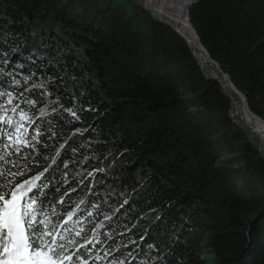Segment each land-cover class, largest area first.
<instances>
[{"label":"trees","instance_id":"obj_1","mask_svg":"<svg viewBox=\"0 0 264 264\" xmlns=\"http://www.w3.org/2000/svg\"><path fill=\"white\" fill-rule=\"evenodd\" d=\"M188 8L198 41L245 95L251 113L264 120V0H197ZM0 13V29L8 24L9 34L14 31L0 37L10 63L51 76L56 87L49 84V91L65 107L74 94L73 103L83 109L79 120L67 113L57 118V137L47 151L67 141L61 158L67 157L63 171L72 186L80 179L75 173L103 169L84 183L106 191L108 169L121 159L109 189L116 184L131 193L139 188L138 176H152L151 193L133 201L139 212L161 211L164 227H154L146 243L157 245L166 264H264V159L230 118L221 84L205 77L175 31L133 0H0ZM47 22L91 64L106 61L114 68V81L98 69L104 96L86 83L77 57L64 52L59 67L49 61L55 44L45 43L48 32L31 36ZM64 71L83 85L64 82ZM110 152L113 158H106ZM120 199L112 205L119 207Z\"/></svg>","mask_w":264,"mask_h":264},{"label":"snow or ice","instance_id":"obj_2","mask_svg":"<svg viewBox=\"0 0 264 264\" xmlns=\"http://www.w3.org/2000/svg\"><path fill=\"white\" fill-rule=\"evenodd\" d=\"M24 69L0 58V264H166L157 245L141 248L127 236L131 229L116 215L127 200L114 207L107 198L88 199L96 194L84 181L103 169L75 173L80 179L72 186L63 171L67 157L61 158L67 141L47 154L57 118L67 113L79 120L83 109L76 108L74 94L65 107L49 91V84L56 87L51 76Z\"/></svg>","mask_w":264,"mask_h":264},{"label":"rangeland","instance_id":"obj_3","mask_svg":"<svg viewBox=\"0 0 264 264\" xmlns=\"http://www.w3.org/2000/svg\"><path fill=\"white\" fill-rule=\"evenodd\" d=\"M145 6H147V8H149L153 13H155V11L153 9H151V7L147 4H150L151 0H148V3H145L144 1L147 0H141ZM9 7L11 8H15L14 5L10 4ZM156 15V13H155ZM2 14L0 13V18H1ZM23 16V13H20V17L21 18ZM191 25V24H190ZM5 29H0V37L4 38V40H6V38H11L14 36L13 32H10V30H8V24L5 25ZM54 27V28H53ZM45 30L48 32V35H46V39L48 41H46V44H50L51 40L54 42V49H51V47H49V45H47L49 47V54L51 53L52 56L48 55L47 57L49 58V61L55 63L56 66H60L63 62V55L64 52H66V54H72L74 57H77L78 61L83 63L85 66V70L87 71H92L94 69L95 75L90 74V72H85L84 73V78L87 84H89L90 86L93 85L98 91L101 92L100 90V86L99 83L100 81H98V79L100 78V74H98V69L100 70H107L108 72V77L110 76V74L113 76L111 78L112 81L115 80V77L117 76L114 72V68L110 65L109 62L106 61H100V62H95L96 64L99 65V67L97 68V66H94V64H91L90 60L87 59V56L85 54V52H83L82 50L77 49L75 46L73 45H66V41H68V36L65 37L63 34L60 32V29L54 25L52 22H47L44 25L39 24L32 32L31 36L36 37L37 33H39L41 30ZM51 30H53L55 32L54 35L51 34ZM9 31V32H8ZM12 31V29H11ZM26 32V31H25ZM50 35V37H49ZM16 46H19L18 44H16ZM53 48V47H52ZM0 49H4L3 43L0 42ZM65 49V50H64ZM3 53H6L7 51H1ZM56 55L58 58H60L59 61H56L55 59H53V56ZM67 57H69V55H67ZM1 58H6V57H1ZM196 60V59H195ZM197 62V61H196ZM198 64V63H197ZM217 65V64H216ZM199 66V65H198ZM218 66V65H217ZM200 67V66H199ZM219 67V66H218ZM201 69V68H200ZM65 72V71H64ZM65 76L67 79H65L64 82H70L71 84H75V85H83L81 79H75L74 76H72L71 74H69L68 72H65V74L63 75ZM76 87V86H75ZM101 96H104V94L101 92ZM251 110V109H250ZM96 122V120L94 121ZM96 126V124H95ZM95 126H93L91 129V135L94 134L95 135V131L94 128H96ZM241 129V128H239ZM242 131V130H241ZM243 132V131H242ZM112 152H110V154H107V156H105L106 158H113V156L111 155ZM114 163L111 167H109L108 172H109V176H116L117 170L119 169V166L122 164L120 161L121 159H115L113 160ZM110 177H107L105 179V186H107L106 191H102V187H97L96 185H94V182H92V191L93 193H95L96 195L98 194H105L107 195V202L108 204L112 205V201L116 200L117 198H121V204L127 200V205H129L131 207L130 211L127 213L125 212H119L116 215L120 217V223L122 225H126L127 228L131 229V232H129L130 236H132V239L136 240L137 243H140V245L142 244H146V242L148 241V238H150V236H153L154 234V227H164L163 223H160L162 220H164V217H162L161 215V211L159 210H154L151 211L150 213H147L142 211L139 212L137 210V208L134 206V201L133 200H137L138 198H145V196H148L149 192L148 191V186H149V181L152 176L148 177L145 176L143 174H141V176L137 177V181L139 182V188L135 191H132L131 193H129L127 191V189L123 186H118V185H114L113 188L109 189L111 187V183L112 181L110 180ZM122 182V181H121ZM114 183V181H113ZM112 183V184H113ZM124 183V182H123ZM125 184V183H124ZM95 195V196H96ZM95 196H88L89 198H93ZM120 204V205H121ZM125 204H123L124 206ZM113 206V205H112ZM120 207V206H119ZM170 209V208H168ZM121 211L125 210L124 208H120ZM137 210V211H136ZM167 209H165L166 211ZM134 213L136 214V216H134ZM145 217V218H143ZM160 223V224H159ZM141 225V227L138 229V226ZM123 230V229H120ZM143 236L144 237V241L141 242L140 241V237ZM130 247H135V245L130 246ZM161 254V253H160ZM155 255V253H154Z\"/></svg>","mask_w":264,"mask_h":264},{"label":"bare ground","instance_id":"obj_4","mask_svg":"<svg viewBox=\"0 0 264 264\" xmlns=\"http://www.w3.org/2000/svg\"><path fill=\"white\" fill-rule=\"evenodd\" d=\"M193 1L195 0H151L150 4L147 5L155 11L158 17L171 23L189 41L203 74L210 78H217L222 84L224 92L228 97L230 96L234 123L238 124L237 126L242 131L243 129L246 130L254 142L261 144L264 141V122L253 116L244 97L239 95L238 100L235 98L236 90L231 86L228 77L223 75L220 68L210 60L205 49L196 38L188 20L189 13L187 11V7H190ZM144 2L148 3V0Z\"/></svg>","mask_w":264,"mask_h":264},{"label":"water","instance_id":"obj_5","mask_svg":"<svg viewBox=\"0 0 264 264\" xmlns=\"http://www.w3.org/2000/svg\"><path fill=\"white\" fill-rule=\"evenodd\" d=\"M136 4H138L139 6H141L143 9H145L146 11H148L149 13H150V15L155 19V20H157V21H159V22H161V23H163V24H165L166 26H168L169 28H171L173 31H175L186 43H187V45L189 46V48H190V51H191V53L193 54V50H192V48H191V46H190V44H189V41L181 34V33H179V31L178 30H176L174 27H173V25L171 24V23H169V22H167V21H165V20H163V19H161L160 17H158L157 15H155V13H153L149 8H147V6H145V4L141 1V0H133ZM197 0H195V1H193L191 4H190V6L193 4V3H195ZM188 13H189V9H188ZM189 21H190V19H189ZM191 23V22H190ZM203 46V45H202ZM203 48H204V46H203ZM205 49V48H204ZM205 51H206V53L208 54V56H209V58H210V60L213 62V63H215V64H217L218 66H219V64L218 63H216L212 58H211V56L209 55V53H208V51L205 49ZM198 63V62H197ZM198 65H199V63H198ZM219 68H220V70L222 71V74L223 75H226L227 77H228V79H229V81H230V84H231V86L234 88V90H236V94H235V98L238 100V98H239V95L240 96H242V97H244V100H245V103L248 105V101H247V99H246V97H245V95H243L235 86H234V84L232 83V81H231V79H230V77L227 75V74H225L224 72H223V70L221 69V67L219 66ZM205 77L207 78V79H213V80H216V81H218V79L217 78H215V77H213V78H210V77H207L206 75H205ZM219 82V81H218ZM220 83V82H219ZM221 84V83H220ZM221 86H222V84H221ZM222 88H223V86H222ZM225 93V92H224ZM226 94V93H225ZM227 95V94H226ZM229 99H230V96L228 97ZM252 114L255 116V117H257V118H259L260 120H262V121H264L262 118H260V117H258L256 114H254L253 112H252ZM229 116H230V118L232 119V106H231V108H230V111H229ZM233 121V120H232ZM233 123H234V121H233ZM236 126L238 125V124H236V123H234ZM237 127H239V126H237ZM243 133H244V135H245V137L248 139V141L254 146V148L260 153V155L262 156V158L264 159V141H262V143L261 144H259V143H257V142H254L252 139H251V137L249 136V134L246 132V130H244L243 129Z\"/></svg>","mask_w":264,"mask_h":264}]
</instances>
